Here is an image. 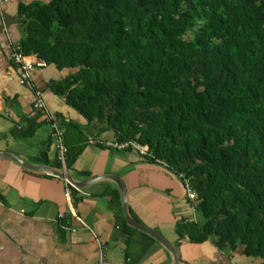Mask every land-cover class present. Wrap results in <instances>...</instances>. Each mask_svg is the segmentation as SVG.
Listing matches in <instances>:
<instances>
[{
  "label": "trees",
  "instance_id": "16d2710c",
  "mask_svg": "<svg viewBox=\"0 0 264 264\" xmlns=\"http://www.w3.org/2000/svg\"><path fill=\"white\" fill-rule=\"evenodd\" d=\"M20 12L24 54L70 72L55 93L197 193L202 220L178 222L179 238L264 264V0H37ZM27 122L16 137L36 132ZM73 129L68 168L88 142Z\"/></svg>",
  "mask_w": 264,
  "mask_h": 264
},
{
  "label": "crops",
  "instance_id": "0c3cea01",
  "mask_svg": "<svg viewBox=\"0 0 264 264\" xmlns=\"http://www.w3.org/2000/svg\"><path fill=\"white\" fill-rule=\"evenodd\" d=\"M34 1L7 0L0 14V151L33 165L58 168L51 120L60 121L73 140L72 123L88 139L116 138L100 122L88 124L64 96L55 93L53 83L64 79L68 70L36 65L29 82L21 83L11 48L26 36L21 6ZM31 60L39 58L32 55ZM38 92L45 105L42 111L34 108ZM28 119L38 124L36 132L16 137L19 129L28 126ZM82 145L68 171L79 180L100 178L81 191L71 185V201L65 180L0 157V264H96L100 245L108 264H173V255L164 245L127 223L117 184L101 179L108 175L118 176L126 185L134 219L174 245L178 264H261L260 258L246 256L242 247L221 249L213 238L201 244L179 238L178 222H201L202 218L188 198L186 185L167 167L134 149H110L89 140ZM71 206L74 212L59 216Z\"/></svg>",
  "mask_w": 264,
  "mask_h": 264
},
{
  "label": "built area",
  "instance_id": "2783aa9c",
  "mask_svg": "<svg viewBox=\"0 0 264 264\" xmlns=\"http://www.w3.org/2000/svg\"><path fill=\"white\" fill-rule=\"evenodd\" d=\"M7 0H0V14L2 13V6ZM12 59L14 62L18 65L20 68V81L21 83H27L29 82L31 78V71L34 69L36 65L38 66H46L47 63L44 60H37V62H33L31 60V56H27L24 54L22 48H21V43L16 44L12 48ZM44 101L42 100L41 93L38 92L37 98L34 104L35 110H44ZM51 136L54 142V147L56 150V161L60 165V168L67 170V160H68V147L65 142V129L63 125L60 123L58 120H51ZM89 143L91 144H96L98 142L102 143L104 146L110 149H115V150H124V149H134L136 150L139 154L141 155H146L148 152L147 147L141 146L139 143L135 141H128V142H119L118 140H101L97 139L94 137H89ZM166 167V165H164ZM65 183H67V195L68 199L71 201V183L65 180ZM73 186V185H72ZM75 187V186H74ZM77 188V187H75ZM78 190L81 191L80 188H77ZM187 194L190 199H195L196 198V192L189 186L187 185ZM70 212H74L73 206L70 207V209H67L66 211L60 212L59 216L60 217H66ZM67 227V226H66ZM65 227V228H66ZM100 255L99 259L96 262V264H108L106 261V251L103 247V245H100Z\"/></svg>",
  "mask_w": 264,
  "mask_h": 264
},
{
  "label": "water",
  "instance_id": "95a60500",
  "mask_svg": "<svg viewBox=\"0 0 264 264\" xmlns=\"http://www.w3.org/2000/svg\"><path fill=\"white\" fill-rule=\"evenodd\" d=\"M0 157H4V158H8L10 160L16 161L20 165L27 167L29 169L35 170V171H41V172L49 173V174L54 175L56 177H59L63 180L67 179L68 182H70L73 186L78 187V188H85V187L89 186L91 183H93L94 181H96L98 178H100L97 176V177H93V178L88 179V180H79V179L74 178V176L68 171V169L64 170L62 168H55V167H51L49 165H44V166L33 165V164L26 162L21 157L13 154L11 152H8V151H0ZM114 176L108 175L105 177H101V179H106V178L109 179L110 178V179H112L113 182H115L117 184V187L119 189L120 196H121L123 212H124L127 223L130 226L135 227L137 229H140L141 231L149 234L150 236H152L153 238L158 240L162 245L165 246L164 248H166L173 255V260H174L173 264H178L179 255H178V252L176 251V249L173 248L174 245L160 232H158V231L150 228L149 226H146L143 223H140L136 219H134V217L132 216L131 211L129 209L128 194H127L126 185L124 184V182L121 181L122 179H120L118 176H115V177Z\"/></svg>",
  "mask_w": 264,
  "mask_h": 264
},
{
  "label": "clouds",
  "instance_id": "9594fccd",
  "mask_svg": "<svg viewBox=\"0 0 264 264\" xmlns=\"http://www.w3.org/2000/svg\"><path fill=\"white\" fill-rule=\"evenodd\" d=\"M58 168H60V167H58ZM186 190H187V185H186ZM187 195H188V194H187ZM188 198H189V197H188ZM196 198H197V193H196ZM196 198H195V199H196ZM189 199H190V198H189ZM195 199H190V200L192 201V200H195Z\"/></svg>",
  "mask_w": 264,
  "mask_h": 264
},
{
  "label": "bare ground",
  "instance_id": "6f19581e",
  "mask_svg": "<svg viewBox=\"0 0 264 264\" xmlns=\"http://www.w3.org/2000/svg\"><path fill=\"white\" fill-rule=\"evenodd\" d=\"M13 47V46H12Z\"/></svg>",
  "mask_w": 264,
  "mask_h": 264
}]
</instances>
